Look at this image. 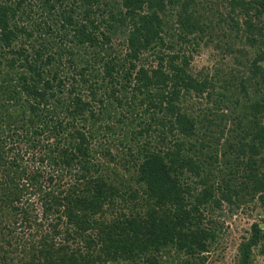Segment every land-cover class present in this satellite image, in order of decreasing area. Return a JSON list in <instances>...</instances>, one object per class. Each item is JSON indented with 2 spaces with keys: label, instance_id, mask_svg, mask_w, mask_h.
<instances>
[{
  "label": "trees",
  "instance_id": "trees-1",
  "mask_svg": "<svg viewBox=\"0 0 264 264\" xmlns=\"http://www.w3.org/2000/svg\"><path fill=\"white\" fill-rule=\"evenodd\" d=\"M263 63L264 0H0V264H203L255 209L253 264Z\"/></svg>",
  "mask_w": 264,
  "mask_h": 264
},
{
  "label": "rangeland",
  "instance_id": "rangeland-1",
  "mask_svg": "<svg viewBox=\"0 0 264 264\" xmlns=\"http://www.w3.org/2000/svg\"><path fill=\"white\" fill-rule=\"evenodd\" d=\"M172 22H174V20ZM172 27H174V24H172ZM195 35L198 36L197 33ZM214 41L217 42L218 39L216 38ZM192 46H194V51L192 52L189 69L192 74L195 75L201 71L204 72L214 66H223L220 64L222 63L220 61L222 54H218V49L215 48L214 44L211 43L209 45H202V42H199V44L193 43ZM224 59L225 57H222V61ZM228 64H234L231 55L228 56ZM245 212L243 213L240 209L234 212L227 210L224 214H222V216H220V221L222 222V232L219 234L218 242H216L217 244L215 243L208 251L203 253V264H233L235 262L238 256L239 243L241 242L243 236L248 234V230L253 219L259 218V216H253L258 215L255 209L250 212L248 211L249 214ZM259 221L261 222V217L258 222ZM175 258H183V254L180 253L175 255ZM253 264H264V255L254 253Z\"/></svg>",
  "mask_w": 264,
  "mask_h": 264
}]
</instances>
